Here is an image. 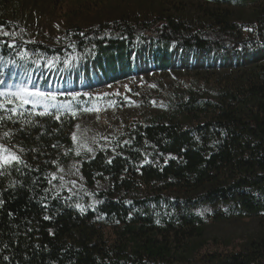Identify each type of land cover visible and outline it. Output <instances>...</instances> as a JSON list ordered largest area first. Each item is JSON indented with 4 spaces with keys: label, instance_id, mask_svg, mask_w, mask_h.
Returning <instances> with one entry per match:
<instances>
[{
    "label": "trees",
    "instance_id": "trees-1",
    "mask_svg": "<svg viewBox=\"0 0 264 264\" xmlns=\"http://www.w3.org/2000/svg\"><path fill=\"white\" fill-rule=\"evenodd\" d=\"M24 1L0 0V92L56 100L17 115L0 96L14 101L0 144L23 161L0 175V264H196L212 243L231 250L204 264H264V0H136L79 12L50 42L22 23ZM144 74L191 80L87 136L86 95ZM245 220L239 240L208 235Z\"/></svg>",
    "mask_w": 264,
    "mask_h": 264
},
{
    "label": "rangeland",
    "instance_id": "rangeland-1",
    "mask_svg": "<svg viewBox=\"0 0 264 264\" xmlns=\"http://www.w3.org/2000/svg\"><path fill=\"white\" fill-rule=\"evenodd\" d=\"M169 1L180 7L187 5L192 10H196V3L188 0ZM95 4L92 0H62L56 3H47L44 0H26L24 1L22 23L24 25L28 23L30 34L34 39L50 42L66 29L68 18L79 12L83 13L86 10H89L90 13L111 12L114 9L134 6L136 0H108L102 6ZM84 17L86 16L81 15V18ZM185 75L178 78L171 74L138 75L113 85H105L103 88L87 94L92 108L82 121L84 133L90 136V133L95 131L96 136L99 137L106 130L119 127L124 118L136 119L140 117L141 113L158 111L168 98L167 86L179 85L181 82L184 87L186 84L189 85L191 78L187 74ZM253 225L255 224L248 220L221 224L210 228L208 235L232 238L235 241L245 236ZM229 250L231 248L226 249L225 246L212 243L204 251V256L198 258L196 264H204L207 257Z\"/></svg>",
    "mask_w": 264,
    "mask_h": 264
},
{
    "label": "snow or ice",
    "instance_id": "snow-or-ice-1",
    "mask_svg": "<svg viewBox=\"0 0 264 264\" xmlns=\"http://www.w3.org/2000/svg\"><path fill=\"white\" fill-rule=\"evenodd\" d=\"M0 34L8 35V33L3 32L2 30H0ZM2 83L3 81H0V84ZM72 95L75 96L77 94H72ZM0 96L15 97V99L19 101L18 107L12 108V109H5V104L13 103L14 102L13 100L9 99V100H5L4 102H0V109H5V111H10L12 113H16L17 115H22V113L18 111L19 107H23V105L29 104V103H38L40 102V98H43L44 100H48V99L53 100V101L56 100V95L54 93L42 92L39 89L30 90L25 87H21L15 92H12V91H9L7 93L0 92ZM29 97H33L36 99L30 100ZM47 108L48 106L45 105V112L40 113V115L47 114ZM57 111H59V108H57ZM7 118L11 119V116H8ZM56 118L59 119V116H57ZM3 119H5V117L0 116V120H3ZM9 136H10V132L5 131L3 133V138H8ZM73 140H76L75 135H73ZM19 163H23L20 156L17 155L15 152L11 151L8 147L4 146L3 144H0V175L4 174L3 170H6L8 167L14 164H19Z\"/></svg>",
    "mask_w": 264,
    "mask_h": 264
}]
</instances>
